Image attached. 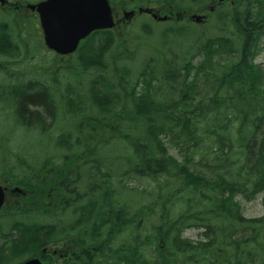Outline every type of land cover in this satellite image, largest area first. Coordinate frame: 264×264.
I'll return each mask as SVG.
<instances>
[{"label":"trees","instance_id":"16d2710c","mask_svg":"<svg viewBox=\"0 0 264 264\" xmlns=\"http://www.w3.org/2000/svg\"><path fill=\"white\" fill-rule=\"evenodd\" d=\"M110 1L123 11L129 4L132 10L152 5L160 14L177 11L183 17L209 5ZM246 1L218 7L214 35L172 20L144 59L113 53L116 28L94 32L69 66L76 75L95 72L87 96L77 79L57 97L37 81L0 86V99L20 127L43 134L46 120L67 121L54 144L66 155L61 164L50 155L38 163L18 160L21 173L5 179L26 189L23 201L37 202V217L25 213L24 219L37 225V254L74 241L80 252L63 264H264V215L246 218L237 201L264 195V70L254 63L264 37V7L258 1L253 12ZM140 29L153 34L150 22ZM3 34L10 30L0 29V46ZM176 38L187 44L166 43ZM196 57L201 60L193 65ZM84 121L95 131L82 129ZM102 132L105 138L95 137ZM163 136L184 155L183 162L169 154ZM104 150L112 157L103 158ZM161 177L166 179L150 191L128 184ZM15 220L14 228L23 225ZM4 227L1 219L0 244L6 249L19 237L6 241ZM187 227L203 228L199 241L183 237ZM24 232V241L33 235ZM15 257L0 249V264Z\"/></svg>","mask_w":264,"mask_h":264},{"label":"rangeland","instance_id":"374dc122","mask_svg":"<svg viewBox=\"0 0 264 264\" xmlns=\"http://www.w3.org/2000/svg\"><path fill=\"white\" fill-rule=\"evenodd\" d=\"M11 3L4 7L0 3V29L5 27L10 30V34H3L4 42L0 46L3 47L0 49V86L3 85H15L16 83L21 84L22 82H35L51 86L53 93L56 97L61 95L64 89L75 79L80 81L83 86L80 89L83 95L87 96L88 91V82L92 79L95 74L94 71H91L89 75H76L74 70H70L69 66L76 64L77 54L69 56H60L52 51H49L43 41V33L40 27L38 16L31 12L30 10L19 7L26 6L27 4H37L43 0H9ZM213 0H209L211 4ZM259 2L263 3L264 0H247L245 5L249 2L254 5L252 8L253 12H256L259 9ZM238 0H229L227 6L234 7L237 4ZM16 5V6H15ZM129 10H132V4H129ZM147 6V5H144ZM149 7L152 5H148ZM151 8H156L159 10V6H152ZM115 12V18L117 21L116 27V36L119 38L118 45L114 48L113 53L118 52L119 55H129L131 53L134 58L141 57L144 59L149 52H154L159 43L160 37L159 32H161L167 23H157L149 15L136 16L132 21H125L123 16V9L120 7H113ZM139 7L136 9L138 11ZM206 10L198 11L193 9L192 11H187L184 15L190 13L206 15L208 18L202 25H196L191 23L187 17H184L182 20V14L177 11L172 12H162V16H173L172 20L177 22L183 21L193 24L190 28L194 29L195 32L205 31L208 34H216L215 30L212 29L213 23L215 22V14L217 10H214V13H210L208 8ZM151 23V33L150 30L146 33H140V27L146 23ZM193 36V32H191ZM186 37V36H185ZM184 38V37H183ZM166 43H175L177 47L178 44L185 46L187 42H184V39L179 40L170 39ZM186 43V44H185ZM185 44V45H184ZM139 49V51H135ZM261 50L255 57V65L261 66L264 70V37L260 43ZM175 50V48H172ZM143 54L142 56H140ZM149 53L148 56H150ZM201 60V57H196L193 61V65L197 64ZM109 61H111L109 59ZM5 72V73H4ZM3 82V83H2ZM55 82H58L55 84ZM0 184L11 188L15 187L12 182L5 180L8 174H19L21 173L16 162L18 160H32L37 158V163L41 162L44 155L51 156L54 159V162L58 164L62 163V160L66 158L65 154H62L63 150L58 148L55 144V139L58 135L67 129V121L61 118H58L56 122L46 120V133H39L35 130H26L24 126H19L14 117L11 115V107L5 102V99H0ZM61 102V100H60ZM59 108H63L61 105ZM101 125V124H100ZM80 127L82 129H87L90 131H95L93 123L91 121L80 122ZM93 127V128H92ZM101 127H104L101 125ZM40 131V130H39ZM95 137L102 139L105 138V132H102L100 136L95 135ZM113 136L110 135V138ZM164 143L168 148L169 154L174 157L177 161L183 162L184 155L181 154L174 144L169 142L168 137H164ZM209 145V144H206ZM93 147V145H92ZM89 145V149H92ZM113 146H108L107 148L112 149ZM114 148V147H113ZM205 151L210 152L207 147L203 148ZM93 153V152H92ZM104 155H101L103 158L106 155L112 157L110 154H107L104 150ZM93 155H96L93 153ZM117 155V154H116ZM57 157H59L57 159ZM60 159V160H59ZM53 161V160H51ZM53 162V163H54ZM116 169L114 168L113 171ZM42 173V172H41ZM166 178L161 177L158 179V182L152 180H133L129 179L128 184L131 187L148 189L149 191L154 189L159 182ZM21 195H12L9 194L7 198L6 206L3 210L0 211V220L5 222V227L3 228L4 236L8 239L14 240L16 238V244L12 247H7L6 249L1 246L3 250L6 251V257L10 258L12 253H15L18 257H15L12 262L7 264H22L23 262L36 257L44 258L43 262L45 264H63L74 258L76 254L80 252V248L77 243L70 241L69 243H63L61 245H50L45 248L48 249V254H43L45 248H41L40 253L37 254V250H30L27 247L23 246L21 242L24 241V231H34L33 236L26 235L25 241L32 239L37 235V225L30 222L24 221L27 219L25 213H30V219L37 217V202L32 203L31 200L23 201L20 197ZM263 194L258 195L252 201H247L242 197H239L237 201L241 206L242 214L248 219L260 218L264 215V206H263ZM27 207V209L25 208ZM22 213H21V211ZM57 207L53 208L54 213L56 212ZM28 210V212H25ZM19 218L22 222L21 227H17V222L15 219ZM10 221H13L11 225H8ZM35 225V226H34ZM34 226V227H33ZM183 237L193 242L200 240V236L203 233V228L199 227H187L183 232ZM32 237V238H31ZM5 240V239H4ZM2 240V242H4ZM21 244V246H20ZM18 251V253H16ZM8 253V254H7ZM56 253V254H54ZM50 255L51 257H47ZM47 257V258H46ZM87 264H89L87 262Z\"/></svg>","mask_w":264,"mask_h":264},{"label":"water","instance_id":"95a60500","mask_svg":"<svg viewBox=\"0 0 264 264\" xmlns=\"http://www.w3.org/2000/svg\"><path fill=\"white\" fill-rule=\"evenodd\" d=\"M222 1L224 0H220ZM28 8L37 12L40 17L47 48L62 56L74 54L81 42L93 32L110 30L116 26L109 0H45L37 5H29ZM138 12L150 14L159 22L168 20L167 16H159L152 9L140 8ZM134 15V11L124 13L127 20ZM190 20L201 23L203 17L191 15ZM4 201L5 191L0 185V208ZM23 264H42V262L39 259H32Z\"/></svg>","mask_w":264,"mask_h":264},{"label":"bare ground","instance_id":"6f19581e","mask_svg":"<svg viewBox=\"0 0 264 264\" xmlns=\"http://www.w3.org/2000/svg\"><path fill=\"white\" fill-rule=\"evenodd\" d=\"M33 232H34V231H32V233H33ZM29 236H30V235H29ZM32 236H33V235H32ZM36 236H37V238H36ZM36 236L34 237V238L37 239L36 242L32 241V239H31V240H29V241H26V242L22 243L23 246L27 247V248L30 249V250H37L38 247H39V244H40V239H39L40 235L38 234V235H36ZM31 238H32V237H31Z\"/></svg>","mask_w":264,"mask_h":264},{"label":"flooded vegetation","instance_id":"af4514ba","mask_svg":"<svg viewBox=\"0 0 264 264\" xmlns=\"http://www.w3.org/2000/svg\"><path fill=\"white\" fill-rule=\"evenodd\" d=\"M0 3H1L2 6L7 7L6 5L10 4L11 2H10L9 0H3V3H2L1 0H0ZM15 6H16V5H15ZM21 7H23V6H21ZM36 15H37V14H36ZM5 189H6V194H7V196H8L9 194H12V193L14 192L13 189H11V188L6 187Z\"/></svg>","mask_w":264,"mask_h":264}]
</instances>
